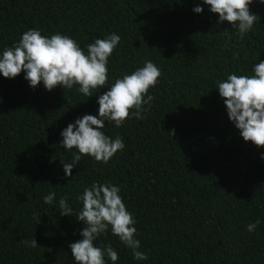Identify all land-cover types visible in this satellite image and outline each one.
Instances as JSON below:
<instances>
[{"label":"trees","instance_id":"1","mask_svg":"<svg viewBox=\"0 0 264 264\" xmlns=\"http://www.w3.org/2000/svg\"><path fill=\"white\" fill-rule=\"evenodd\" d=\"M249 8L260 19L241 38L203 0H0V55L29 29L68 35L85 52L96 39L121 37L108 83L91 97L79 85L48 91L42 82L32 88L24 72L0 74V264H76L69 245L85 225L61 216L58 202L66 197L78 212V197L96 182L120 187L148 256L134 259L109 228L94 244L111 245L115 264H264V147L243 139L217 88L230 74L254 75L264 60V3ZM148 60L161 76L145 118L102 129L125 148L107 164L82 156L66 176L63 163L78 153L62 147L61 132L98 117L99 96ZM33 238L35 248L19 242ZM105 264L113 262L105 256Z\"/></svg>","mask_w":264,"mask_h":264},{"label":"clouds","instance_id":"2","mask_svg":"<svg viewBox=\"0 0 264 264\" xmlns=\"http://www.w3.org/2000/svg\"><path fill=\"white\" fill-rule=\"evenodd\" d=\"M252 2L203 0L204 4L210 6L212 13L219 15V22L227 21L238 28L241 38L260 19L250 11ZM260 2L264 3V0ZM193 11L199 14L203 8L196 6ZM120 40L121 37L113 32L105 39H96L88 44L85 52L68 35L56 33L45 37L39 30L29 29L22 34L18 43L5 48L0 55V74L13 79L24 72V78L32 88L42 82L48 91L57 86H63L66 90L79 85V91L91 97L94 90L102 89L108 83L109 57ZM253 70L252 76L230 74L226 80L217 82V88L226 105L229 120L243 139L257 147H264V60L256 64ZM160 76V69L152 61H146L143 67L131 74L116 78L109 90L99 96L98 117L86 114L67 125L61 132V145L69 151L75 149L78 154L74 153L71 163H63L66 176H72V170L82 156H91L97 162L107 164L118 151L125 148L120 136L112 139L102 131L105 121L121 127L132 117L144 119V105L150 106L154 99L148 95L149 89L159 83ZM120 191V187L110 183H93L78 197L82 201V208L76 213L69 207L66 197L59 199L60 215H75L85 225L80 232L83 239L69 245L76 264H105V256L115 264L119 257L111 245L101 248L94 244L109 228L114 236L132 250L134 259H148L146 253L138 250L140 241L135 238L136 220L127 210ZM55 195V192L45 195L44 203L51 205ZM259 224L260 220L257 219L247 226V231L254 232ZM19 242L32 248L39 246L35 238Z\"/></svg>","mask_w":264,"mask_h":264}]
</instances>
